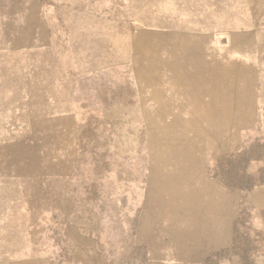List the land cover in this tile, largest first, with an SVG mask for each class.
<instances>
[{"label":"rangeland","instance_id":"rangeland-1","mask_svg":"<svg viewBox=\"0 0 264 264\" xmlns=\"http://www.w3.org/2000/svg\"><path fill=\"white\" fill-rule=\"evenodd\" d=\"M0 264H264V0H0Z\"/></svg>","mask_w":264,"mask_h":264}]
</instances>
